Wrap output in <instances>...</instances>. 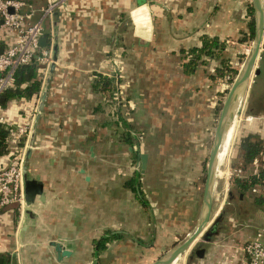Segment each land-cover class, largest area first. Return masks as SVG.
I'll return each mask as SVG.
<instances>
[{"label": "crops", "instance_id": "obj_1", "mask_svg": "<svg viewBox=\"0 0 264 264\" xmlns=\"http://www.w3.org/2000/svg\"><path fill=\"white\" fill-rule=\"evenodd\" d=\"M26 1L34 7L46 2ZM60 1L51 17L57 61L29 157L30 174L42 180L44 200L35 199L32 214L0 207L3 264H151L196 223L201 155L217 94L226 85L223 78L210 76L217 57L184 72L180 50L198 46L201 34L216 36L231 62L247 41L241 37L249 18L246 3ZM146 10L150 30L144 37L135 34L133 21L148 24ZM43 27L46 35L48 18ZM256 67L259 72L264 61ZM97 73L118 76L125 98L118 111L130 130L139 133L130 144L118 139L123 127L114 120L115 105L92 88ZM257 74L251 76L239 116L250 131L264 128V90L250 91ZM7 106L11 113V103ZM137 146L147 153L142 173L130 161ZM134 171L140 194L123 185ZM263 222V211L252 209L238 227H217L207 241L196 238L192 244L203 242L201 256L192 254L191 244L172 264H237L242 242ZM106 231L115 235L96 249ZM50 241L69 253L58 257Z\"/></svg>", "mask_w": 264, "mask_h": 264}, {"label": "trees", "instance_id": "obj_2", "mask_svg": "<svg viewBox=\"0 0 264 264\" xmlns=\"http://www.w3.org/2000/svg\"><path fill=\"white\" fill-rule=\"evenodd\" d=\"M248 8V21L246 30L242 32V39L251 38L253 36L254 24L252 17V5L249 4ZM240 37V38H241ZM200 44L198 46H191L187 49H181V66L184 72L192 71L198 63L205 62L206 58L217 57V64L214 73L210 76H217L223 78L226 82L231 81L234 69L228 64L227 57L224 56L222 50L224 43L218 40L216 36H208L206 34L200 35ZM41 81V63L35 59L28 62L18 64L13 67L11 72L10 83L0 92L4 97L0 101V108L4 109L11 103V113L9 119H0V166L10 163L18 157L20 149L23 145V135L17 131L18 123H21L29 113L35 97L38 94ZM118 76L116 73L111 74H95L92 82V88L99 91L104 100L108 103L114 104L115 108L113 116L115 121L119 122L123 127L120 129L118 139L131 143L135 137L134 133L130 130L131 127L126 123L118 111V105L115 104L114 91L117 88ZM138 137V136H137ZM263 136L258 129L255 131H248L238 137V150L239 159L243 164H252L253 159H257L256 170L247 173L241 172L242 166L235 168L234 176L231 179L232 186L242 194L252 187L257 190L251 196V203L254 209L262 210L264 213V140ZM5 157V160L2 158ZM123 185L138 191L139 189V174L134 171L129 177L125 178ZM261 186V189L258 186ZM239 199V198H238ZM140 200L141 195H140ZM143 202V200H142ZM6 207L14 209L13 204ZM115 234L108 233L107 231L102 234L97 240L95 247L101 249L104 247V242L110 239ZM250 238V237H249ZM248 239V238H247ZM246 241V239L244 240ZM243 241V242H244Z\"/></svg>", "mask_w": 264, "mask_h": 264}, {"label": "built area", "instance_id": "obj_3", "mask_svg": "<svg viewBox=\"0 0 264 264\" xmlns=\"http://www.w3.org/2000/svg\"><path fill=\"white\" fill-rule=\"evenodd\" d=\"M60 0H46L43 5L34 7L26 0H0V92L10 83L14 66L32 59L41 63V81L39 91L28 116L17 125V131L23 135L24 141L18 157L10 163L0 166V207L13 204L19 214L23 212L24 190L21 163L24 147L31 130L40 91L47 77L48 66L53 54V30L51 17ZM9 8L11 10H9ZM35 12L38 16H35ZM48 18L49 29L45 35L44 45L38 44V38L44 35L43 19ZM247 50V49H246ZM264 61V47L260 46L256 55V63ZM118 82L114 91L115 104L121 106L125 101ZM8 106L0 108V119H9ZM256 170L257 159H253ZM236 169L228 171V177ZM225 192L228 191L225 181ZM241 258L237 264H264V222L257 226L254 234L242 242L239 247Z\"/></svg>", "mask_w": 264, "mask_h": 264}, {"label": "water", "instance_id": "obj_4", "mask_svg": "<svg viewBox=\"0 0 264 264\" xmlns=\"http://www.w3.org/2000/svg\"><path fill=\"white\" fill-rule=\"evenodd\" d=\"M144 0H137V6L144 4ZM250 4L252 5V17H253V37L251 40V45L246 53L245 59L238 70L235 78L232 80L224 99L219 108V112L217 114L215 126L212 133L211 144L207 153V158L205 162V170L203 176V183L201 189V199L200 206L198 211V216L196 223L194 226L187 232V234L179 240L176 244L166 250L163 254H161L158 258H156L151 264H170L172 263L176 257L183 251H185L193 241L200 236L202 241H207L212 233L216 232L218 220L220 219L221 214H217L212 220H210V210L212 206V191H213V183L215 181V171L217 168L216 163V153L220 143L223 127L226 123L227 116L232 107V101L234 99V95L238 90V87L241 83L244 82V91L246 90V86L248 81L251 79V76L258 72V67H256V55L260 46L264 47V8L261 0H250ZM145 5V4H144ZM9 10H11L9 8ZM147 12V10H146ZM131 15V12H130ZM148 16V12H147ZM132 18V16H131ZM133 21V18H132ZM134 24V32L139 36L147 37L150 30V19L148 16V24H141L139 26L133 21ZM139 29V31L137 30ZM46 41L45 35H41L38 38V44L44 45ZM2 47L0 46V51ZM57 59L55 53L52 54L51 61L48 66L47 77L45 79L44 85L40 91L39 99L36 106V112L33 119V124L31 130L28 134L26 145L24 147L23 158L21 163L22 169V178H23V190H24V212L25 214H32L31 206L37 198L40 201L44 200V191H43V183L42 180L36 176L30 174L28 170V159L30 157V153L33 146L34 132L37 123L38 117L41 115L42 110L44 108V101L46 98V90L48 77L55 65ZM245 93V92H244ZM244 97V96H243ZM4 97L0 95V101H3ZM241 106V105H240ZM239 109V108H238ZM131 149V147H129ZM146 159L147 153L145 151L140 150L139 146L135 148L134 152V164L138 165L139 172L142 173L146 167ZM242 193L239 192V196ZM53 245L57 256L68 254L69 251L63 248L58 242L50 241ZM203 242H194L192 248V254L197 256H201L204 251ZM0 264H3V257L0 255Z\"/></svg>", "mask_w": 264, "mask_h": 264}, {"label": "rangeland", "instance_id": "obj_5", "mask_svg": "<svg viewBox=\"0 0 264 264\" xmlns=\"http://www.w3.org/2000/svg\"><path fill=\"white\" fill-rule=\"evenodd\" d=\"M243 2H244V4L246 3V7H244V11L246 10V13L248 15L247 6L250 4V0H244ZM243 44H244L243 48L241 49L242 51H237L234 54V56L232 57V61L228 62V64L231 66V68H233L235 70L234 73L232 74L231 81L229 80L226 82L223 79L225 84H226L225 88L223 89V91H221L220 93L217 94V97L219 98V100L217 101V104H216V111H215L216 114H213L214 116L212 117V121H211L210 133L205 140V148H204L202 155H201L203 157V162H202L203 166H202L201 179L199 181L200 188H202L203 176H204V170H205V162H206L207 153H208V150H209V147L211 144L213 128L215 126V122H216L217 114L219 112V108L221 106V103L224 99V96H225L232 80L235 78L236 74L238 73L239 68L241 67V65L245 59L246 53L248 52V48L251 45V41L249 42V38H247V41ZM260 64H263V63L260 62ZM257 73H256L257 74L256 78L252 80L253 83H252L251 89H250V91H252V93L256 92L257 90H260V91L264 90L263 89V86H264V68H260L259 72H257ZM248 83H250V80L248 81ZM247 85L249 86V84H247ZM248 86H246V89L248 88ZM246 91L247 90H245L244 97L246 95ZM242 104H243V99H242L241 105ZM241 107L242 106H240L238 111H237V120H236V125H235V131H234V134L232 135L228 154L222 159V161L220 160L219 163L217 164L218 170H220V171L222 170V173H220V175H218V176H215L214 191L216 193V196H215V198L212 197V206L213 207L211 206V208H213V211H212V209L210 210V220H212L215 216H217L214 213L215 207H219V205H220L218 214H221L220 215L221 217L218 220L217 227H220V226L223 227L224 226L226 228V230H229V229L232 230L233 228L238 227V222H240L243 217H246V215L249 212H251L252 209H254L253 205L251 203V196L253 193H255V191H252L251 189H249L239 197L238 191L232 186V182H231V179L234 176V173L231 174L229 177L227 175L228 171H230V170L232 171L233 168H238V166H240V165L242 166L243 170H241V172H243V173H247V172L251 171L252 170L251 167H253L252 164H243L239 159L238 137L241 134L246 133L247 130L250 131V129H248V126H249V124H247L248 121H246V123H245L244 120L239 118ZM253 128H254V131L256 129H258L259 132L261 133V135L264 137V128H262L261 126H254ZM136 135L138 136L139 133L134 132L135 137H136ZM133 156H134V154L131 153V157H133ZM127 158H129V155L127 156ZM127 161H129V160H127ZM130 161L132 163L133 159ZM29 165H30V162L28 159V170L30 172ZM225 181H227V186H228V189H227L228 191H226V192H225V184H226ZM258 188L261 189V186L259 185ZM199 238H200V236H199Z\"/></svg>", "mask_w": 264, "mask_h": 264}, {"label": "bare ground", "instance_id": "obj_6", "mask_svg": "<svg viewBox=\"0 0 264 264\" xmlns=\"http://www.w3.org/2000/svg\"><path fill=\"white\" fill-rule=\"evenodd\" d=\"M261 2L263 5V8H264V0H261ZM244 92L245 91H244V82H243L238 87V90L236 91V93L234 95V99L232 101V107H231L230 112L227 116L226 123L223 127L220 143H219L217 153H216V163L217 164L219 163L220 160L222 161V159L228 154L232 135L234 134V131H235V125H236V120H237V111L241 105V102H242V99L244 96ZM217 174H218V168H216L215 176H217ZM214 187H215V181L213 183V191H212V197L215 198L216 193L214 191Z\"/></svg>", "mask_w": 264, "mask_h": 264}]
</instances>
